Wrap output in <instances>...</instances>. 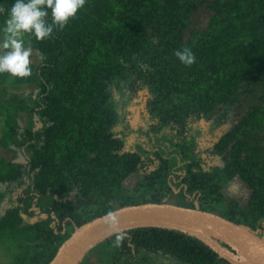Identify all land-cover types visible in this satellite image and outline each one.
<instances>
[{
	"label": "rangeland",
	"instance_id": "374dc122",
	"mask_svg": "<svg viewBox=\"0 0 264 264\" xmlns=\"http://www.w3.org/2000/svg\"><path fill=\"white\" fill-rule=\"evenodd\" d=\"M245 1L86 0L54 28L64 56L45 69L59 50L55 32L24 35L31 74L0 73V264H37L59 245L54 215L70 235L155 195L202 205L264 238V6L230 22ZM173 17L177 46L158 51L156 26ZM213 29L192 65L174 55ZM24 189L41 197V210L25 207ZM121 263L190 264L115 240L95 242L77 264Z\"/></svg>",
	"mask_w": 264,
	"mask_h": 264
},
{
	"label": "water",
	"instance_id": "95a60500",
	"mask_svg": "<svg viewBox=\"0 0 264 264\" xmlns=\"http://www.w3.org/2000/svg\"><path fill=\"white\" fill-rule=\"evenodd\" d=\"M113 213L116 217L114 223L104 214L76 228L48 264H77L95 242L139 227L186 232L205 242L231 264H264V238L217 214L166 203L126 206L113 210Z\"/></svg>",
	"mask_w": 264,
	"mask_h": 264
},
{
	"label": "trees",
	"instance_id": "16d2710c",
	"mask_svg": "<svg viewBox=\"0 0 264 264\" xmlns=\"http://www.w3.org/2000/svg\"><path fill=\"white\" fill-rule=\"evenodd\" d=\"M262 6H264V0H246L243 3H240L236 12L231 14L229 16L230 22L236 19L237 17H244L247 16L249 12L255 9H259ZM50 11V10H49ZM147 8L140 6H136V12L139 13L141 21H145L148 19V15H146ZM180 24V17H173L168 21V25L161 27L160 25H157V30H161L162 35L164 36V39L162 41V46H158V51H169L172 48H175L177 46V41L181 35V29L177 26ZM165 27V28H164ZM216 29H213L212 31L206 33L204 36H199L195 40L192 41L191 48L193 52L200 47L201 44H203L205 39H208L210 36H212V33L215 32ZM55 32V30L53 31ZM111 32L114 33V30L111 29ZM54 38L56 41V47H59L58 52H50L48 54V59L46 60V64L43 65V69L46 68V65L56 62L58 58H63L64 56V39L61 37V34L59 32H55ZM126 69V70H125ZM124 69L125 74V80H129L130 72H133V68L131 66H127ZM41 79L43 80L40 84L41 86V94L37 97V101L39 103H43V100L47 93V79L44 77L43 72L40 74ZM176 175V174H175ZM22 198L28 199V204H26V208L33 212L36 208L40 209L42 208L41 204V197H36L31 193L28 189L22 190ZM191 197V194H190ZM153 203H161V197L156 196L151 200ZM187 208H197L201 210L209 211L207 208L203 207L202 205H196L193 202L188 203L185 205ZM35 208V209H34ZM106 214V212H103L101 215ZM56 220L54 222V225L51 227L52 232L54 230H58V226L60 225V231H57L54 233L56 235L57 239H61L64 237L62 242L54 246L48 253H42L38 257H36V263L37 264H48L49 261L52 259V257L56 254L59 247L67 240V238L70 236L66 234L65 232V226L61 224V221H59L57 218L58 216L54 215ZM93 218H88L87 221L92 220ZM251 230V229H250ZM253 231V230H251ZM254 232V231H253ZM256 233V232H254ZM122 235V239L120 240V243L118 246L122 247H129L130 245L146 248V249H152L156 251H160L163 253H168L171 256H174L176 258L182 259L190 264H231L227 260L223 259L217 252H215L212 248H210L205 242L200 240L199 238L192 236L186 232L179 231L176 229H168V228H160V227H139L134 228L130 230H126L123 232L116 233L112 236H109L106 239H103V242H109L110 240H115L117 235ZM257 234V233H256ZM229 250L233 251L236 254H239L238 251L231 247H227ZM123 264V263H121Z\"/></svg>",
	"mask_w": 264,
	"mask_h": 264
},
{
	"label": "clouds",
	"instance_id": "9594fccd",
	"mask_svg": "<svg viewBox=\"0 0 264 264\" xmlns=\"http://www.w3.org/2000/svg\"><path fill=\"white\" fill-rule=\"evenodd\" d=\"M85 3L86 0H12L7 9L0 6V13H4L0 24V73L29 76L32 46L31 41L25 43L24 35L30 34L37 41L49 38L54 28L62 29ZM174 55L187 66L196 61L189 46L176 49ZM106 219L115 222L113 211L106 212ZM121 239L122 235L118 234L117 245Z\"/></svg>",
	"mask_w": 264,
	"mask_h": 264
}]
</instances>
